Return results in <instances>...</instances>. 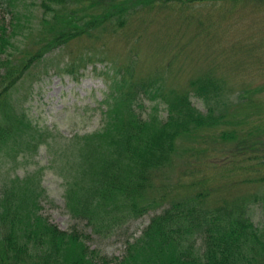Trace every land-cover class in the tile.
Instances as JSON below:
<instances>
[{
    "label": "trees",
    "instance_id": "16d2710c",
    "mask_svg": "<svg viewBox=\"0 0 264 264\" xmlns=\"http://www.w3.org/2000/svg\"><path fill=\"white\" fill-rule=\"evenodd\" d=\"M16 1L0 0V163L45 146L57 148L61 156L71 159V166L82 164L75 184L79 191L74 198L75 189L67 186L65 204L75 219L90 227L97 228L91 219L99 214L106 217L111 228L153 207H163L150 217L139 236L126 239L121 257H108L90 248L87 234L75 226L64 230L48 220L41 212L45 189L38 182H26L30 174L24 176L23 185L22 178L14 177L12 186L8 185V176L4 180L2 176L0 264H264V224L257 226L250 211V205H264V195H239L238 189L225 199L218 198V194L247 182L264 186V80L256 90L239 93L238 103L232 106L228 66L233 63L236 68L246 61L232 47L233 41L228 38V44H224L216 33L228 31L231 24L241 26L234 18L230 21L229 10L212 17L214 10L219 11L217 2H208L205 11H200L199 4L226 1L238 17L246 7L264 8V0H32L24 7L37 3L35 7L43 13L36 28L31 25L32 16L22 15L28 24L24 26ZM77 4L103 6V12L78 15ZM135 15L142 16L137 36L143 34L150 20H160L156 24L163 34L151 45L160 41L154 47L163 53L175 50L172 60L186 49L181 44V30L194 27L193 37L208 41L205 51L196 54L198 59L203 57L204 71L176 88L167 85L156 71L139 75L134 70V58L127 64H106L93 60L95 54L77 59L73 56L44 66L41 75L66 73L78 77L88 64L96 69L99 62L104 71L110 66L112 74L109 69L99 72L107 83L100 126L91 133L62 137L34 123L24 107L30 91L26 88L18 96L12 90L28 68L45 53L82 35L118 33L116 30L127 27ZM257 23L255 19L253 24ZM20 34L28 39L22 47L17 39ZM255 64L264 67L259 61ZM33 77L30 85L35 82ZM253 92L261 96L255 99ZM193 98L204 108H199ZM159 103L164 106L163 115L159 114ZM76 140H84V144ZM190 140L194 144L209 141L214 149L221 145L217 159H208L214 154L204 156L224 180L215 194L216 203L212 204L214 191L206 186L208 178L201 179L195 193L172 198L160 182L175 154L189 150ZM246 149L250 152L245 153ZM229 154L243 158L229 160ZM193 175L190 173V177ZM184 180L185 174L180 181ZM190 184L197 187L194 181Z\"/></svg>",
    "mask_w": 264,
    "mask_h": 264
},
{
    "label": "rangeland",
    "instance_id": "374dc122",
    "mask_svg": "<svg viewBox=\"0 0 264 264\" xmlns=\"http://www.w3.org/2000/svg\"><path fill=\"white\" fill-rule=\"evenodd\" d=\"M31 1L25 0L21 2L17 0L15 3H18L19 8H15L22 13L20 20L24 22V26L28 24L22 15L25 17L32 16L31 25L33 28H36L43 17V13H40V10H38L37 3L24 7L25 3L27 4ZM208 2H217L216 6L219 8L218 13L214 10L212 17L218 18L220 17L218 15L226 13L229 10L227 15L230 16V21L232 22L234 18L241 26L231 24L232 27L228 28V35L227 29L226 31L218 30L216 33L217 38H221L220 41L224 44H228V38L230 41H233L234 44L232 47L246 61L236 68H233V63L231 67L228 66L230 73H228L227 77L230 81V97L233 106L239 101L237 96L239 93L244 90H256L258 83L264 80V67L260 68L255 64L257 61L264 64V8L246 7L241 12V16L238 15L237 17L232 4L229 5L226 1H207L199 3L200 11L209 9ZM79 6L80 4H77L75 7L79 11L77 13L78 15H100L103 12V6L95 5L94 7H85L86 5L84 4H81L80 8ZM233 10L234 13L232 14ZM2 11L0 8V17L3 15ZM31 11L32 13L30 15L29 12ZM49 13L52 15V12ZM140 14L144 13L140 12ZM135 16L137 17H132L133 19L128 23L127 27L124 25L117 29L116 31L118 33H99L96 37L82 35L83 37H77L69 41L65 46H60V49L54 48L48 53H45L42 58L37 59L28 68L23 79L12 90H16L15 93L20 96L28 88L30 93L28 100L24 103V107L34 123L62 137L91 133L100 126L101 111L104 108L103 100L107 92L105 76L104 74H99V72L104 71L103 65H100L98 62L95 69L91 64H88L83 70V73L78 77H73L66 73H52L48 76L43 75V77L41 75L44 66L66 61L67 59L73 58V56L77 59L83 54H95L96 56L93 57V60H104L106 64L112 61L127 64L134 58V70L139 75L156 71V73L158 72L164 76L167 85L176 88L185 86L192 76L204 71L206 65L202 61L203 57L201 59L199 58V60L196 54L205 51L206 46L204 43L208 41L193 37L194 27L187 26L184 30H181L183 32L181 44L186 46V49L172 60L173 51L175 50L163 53L159 47H154L159 46V39L156 45H151L155 37L163 34V29H158L159 26L156 24L160 20H150L142 31L143 34L137 36V31L140 28L137 25L142 16ZM255 19L259 23L253 24ZM20 26L22 27L23 25ZM108 30L107 32H110L111 29ZM96 32L97 30L93 31V34ZM176 32L177 29L173 34ZM17 39L22 41L19 47L28 43V39H24L22 34L17 36ZM236 42L241 44V46ZM242 66L244 69L239 72L238 70ZM107 69L112 74L113 69L107 66L104 72ZM39 72L41 77L36 75ZM32 77L35 82L30 85ZM252 96L256 99V96H261V94L253 92ZM253 97H250V99H253ZM193 102L199 108H204L201 101L199 102L196 98H193ZM145 106L147 108L150 107L148 100L145 101ZM157 106L159 107V114L163 115L165 112L164 106L160 103ZM83 141L76 140L79 145H83ZM179 142L181 143V139H179ZM182 142L184 143L185 141L182 140ZM190 142L192 145H187L189 148L187 152L184 153L182 151L175 154L172 164L168 166L167 173L164 178H161L160 182L163 181L162 186L164 185L169 196L168 198H172L195 193L194 191L200 186L199 182H202L201 179L208 178L206 186L208 189L214 191L212 204L216 203L217 195L215 194L219 190V186L224 183V180L219 177V174L214 172L215 170L208 164L211 161L207 163L205 161L206 157L204 156L214 154L212 158L209 157L208 159H217V151L221 145H218L214 149V146L209 141L201 144H194L193 140H190ZM249 152L246 149L245 153ZM229 155V160L236 161L237 159L241 160L243 158L241 155L236 157L232 154ZM16 157L15 160L6 159L5 161H1L0 179L3 176L4 180L8 176V185L12 186L15 184L12 182L14 177H19L22 178L20 182L23 185L26 180L24 176L30 174L28 175L30 178L26 182H38L45 189L44 196L41 197V212L47 216L48 220L64 230H69L71 226H75L78 230L87 234L86 242L90 248L98 249L100 253L106 254L108 257H121L124 254L126 239L133 240L134 237L139 236L142 229L149 223L150 217L158 213L163 207H153L152 210H149L140 217L127 220L126 223L111 228L106 217L103 214H99L91 219L97 223V228L90 227L84 223L85 221L75 219L69 213L70 211L65 204L67 199V186L75 189L73 194L74 198H76L77 192L79 191L75 184H78V172H80L82 164L75 167L71 166V159L61 156L55 147L50 149L41 146L33 154L27 156L20 154ZM190 163L191 166L189 165ZM190 173H194V175L190 177ZM184 174L185 180L181 182L180 180L184 178ZM190 181L196 182L197 187L193 188ZM254 183L249 184L247 182V184H241L237 187L234 186L229 191L218 194V198L225 199L238 191V189L239 195L246 192L252 195H264V186L260 183L253 185ZM214 186H216V189H213ZM166 204L168 202L164 205ZM250 207L254 223L257 226L264 224V205L253 204ZM102 218L106 220L104 221Z\"/></svg>",
    "mask_w": 264,
    "mask_h": 264
}]
</instances>
